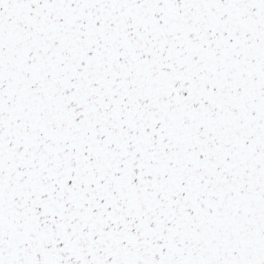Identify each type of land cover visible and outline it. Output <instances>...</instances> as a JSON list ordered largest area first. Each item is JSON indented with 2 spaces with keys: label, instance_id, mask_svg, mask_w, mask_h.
Returning <instances> with one entry per match:
<instances>
[{
  "label": "snow or ice",
  "instance_id": "1",
  "mask_svg": "<svg viewBox=\"0 0 264 264\" xmlns=\"http://www.w3.org/2000/svg\"><path fill=\"white\" fill-rule=\"evenodd\" d=\"M0 264H264V0H0Z\"/></svg>",
  "mask_w": 264,
  "mask_h": 264
}]
</instances>
